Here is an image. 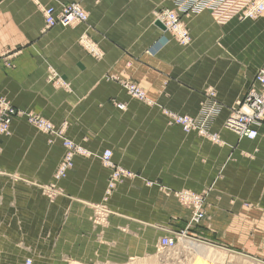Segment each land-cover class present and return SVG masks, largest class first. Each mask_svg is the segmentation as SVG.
Listing matches in <instances>:
<instances>
[{
  "label": "crops",
  "instance_id": "0c3cea01",
  "mask_svg": "<svg viewBox=\"0 0 264 264\" xmlns=\"http://www.w3.org/2000/svg\"><path fill=\"white\" fill-rule=\"evenodd\" d=\"M69 1L87 22L44 29L41 9ZM251 1L184 16L191 42L181 46L155 23L176 0H0V97L65 122L66 135L91 152L55 179L65 147L13 118L11 134L0 136V264H78L115 246L123 257L146 256L166 230L186 227L189 211L167 194L181 189H208L206 218L188 230L199 260L264 264V116L252 139L223 127L264 65V14L240 17ZM118 80L180 114L197 113L213 91L222 109L211 130L225 144L168 125ZM107 149L135 176L102 202L109 171L99 155Z\"/></svg>",
  "mask_w": 264,
  "mask_h": 264
},
{
  "label": "bare ground",
  "instance_id": "6f19581e",
  "mask_svg": "<svg viewBox=\"0 0 264 264\" xmlns=\"http://www.w3.org/2000/svg\"><path fill=\"white\" fill-rule=\"evenodd\" d=\"M224 1L225 0H176L175 10L161 9L156 12L155 17H158L163 22L164 26L175 35L177 40L187 42L189 38L188 31L182 26L180 16L185 13L214 9ZM57 8L58 9L55 10L53 6H48L41 9L45 28H49L56 24L66 26L77 22H86L87 14L77 2L73 1L67 5L63 3ZM262 14H264V0H252L243 10L241 18L253 19ZM160 27L163 28L162 25ZM262 68H264V65L259 67L254 75V81L257 86H250L247 89L243 98L239 101L237 106L233 108L224 122L225 128L235 132L239 137H247L250 139L254 138L256 136V130L253 126L258 124L264 116V92H262L261 85V82L264 81V71L261 72ZM124 87L131 97L145 100L150 103L144 92L138 86L126 84ZM118 107L123 108L124 105L118 104ZM167 111L170 116V120L181 126L184 130L190 131L194 128H198L199 132L203 134V136H209L210 133L207 131L206 126L203 123L204 120L199 122L187 115L180 116L169 110ZM14 116L25 117L30 125L42 133L53 136L58 135L57 130L51 121L41 116L29 113L28 111L15 109L12 105H9L7 102L2 100H0V135H6L9 133L10 124ZM67 146L69 152L58 165L55 175L57 179L65 175L68 169L73 165L72 156L74 153L84 154L85 152L81 147H76L72 143H68ZM111 154V151L107 149L102 152L100 157L102 165L110 170V175L107 180L108 191H111L120 179L123 180L124 178L131 176V172L125 167L118 166L119 164H114L111 159ZM49 190H51L50 195L57 193L53 189ZM108 193L109 192H107V194ZM175 196L184 206L190 209L191 215L189 224H199L204 217V199L200 196V194L194 193V191L192 192L181 189V191L175 192ZM186 232V230L181 231V233L167 231L159 240L160 248H174L177 245L178 238L180 236L184 238L187 237ZM163 238L167 240L166 245L162 243ZM184 238L182 239L184 246L193 247V243L188 240L189 238ZM27 262L30 263V260L28 259Z\"/></svg>",
  "mask_w": 264,
  "mask_h": 264
},
{
  "label": "rangeland",
  "instance_id": "374dc122",
  "mask_svg": "<svg viewBox=\"0 0 264 264\" xmlns=\"http://www.w3.org/2000/svg\"><path fill=\"white\" fill-rule=\"evenodd\" d=\"M70 2H73V1H69V2H65L64 4L65 5H67L68 3H70ZM75 2V1H74ZM78 3V2H77ZM223 3V2H222ZM221 3V4H222ZM80 4V3H79ZM220 4V5H221ZM81 5V4H80ZM220 5H218L216 8H218ZM48 7V6H47ZM58 7H59V5H58ZM82 7V6H81ZM83 8V7H82ZM216 8H214V9H216ZM245 8V7H244ZM58 8H55V10H57ZM165 9V8H164ZM175 9H176V6H175ZM175 9H169V10H175ZM214 9H211V10H214ZM161 10V9H160ZM207 10V9H206ZM202 11V10H201ZM158 12V11H157ZM41 13H42V10H41ZM190 13H194V12H190ZM190 13H185V14H183V15H181L180 17V20H181V23H182V26L188 31V36H189V38H188V41L187 42H181V41H179V40H177L176 39V37H175V35L171 32V31H169L165 26H164V24H163V22L158 18V17H155V23H156V25H157V22H159L162 26H163V28H161L159 25H157V26H159L162 30H164L165 32H169V35H170V37L172 38V39H174L179 45H181V46H186V45H188V44H190V42H191V36H190V33H189V30H188V28H187V26H186V24H185V22L183 21V17L184 16H186V15H188V14H190ZM242 15V14H241ZM241 15H240V17H241ZM42 16H43V14H42ZM243 19V18H242ZM246 19V18H245ZM249 19H251V18H249ZM254 19V18H253ZM43 22H44V19H43ZM86 22H87V18H86ZM86 22H83V23H79V22H77V23H73V24H69V25H66V26H63V25H59V24H56V25H54V26H51V27H49V28H45V26L43 27L44 29H50V28H52V27H55V26H62V27H68V26H71V25H74V24H85ZM165 41L164 42H166L167 41V39H165V38H163ZM80 43H82L83 44V46L84 45H86V48L89 50V52L90 53H93V54H96L97 55V53H98V51L97 50H95L94 49V46H93V44L92 43H90L89 42V40H84V39H82L81 41H80ZM162 44V43H161ZM8 65V64H7ZM118 82H119V84L123 87V89L125 90V92L127 93V91H126V89H125V85L126 84H133V85H136V86H138L143 92H144V94H145V96H146V98H147V100H149L150 101V103H148L147 101H145V100H140V99H136V98H134V97H131L128 93H127V95H129L132 99H136V100H138V101H140V102H142V103H144V104H146V105H148V106H151V107H153V106H157L158 107V109H159V111H160V113L165 117V119H166V121H167V124L168 125H172V126H174V125H176V126H179V125H177L176 123H173L171 120H170V116L168 115V111L167 110H169V111H171V112H174L175 114H177V115H180V116H188V117H190V118H192V119H196L197 121H199V122H201V121H203V123L205 124V126H206V129H207V131L210 133L209 134V136H206L205 137V135L203 136V134H201L200 132H199V129L198 128H194V129H192V130H190V131H186V130H184L181 126H179L181 129H182V131H184L185 133H190V132H193V133H195L196 135H198L199 137H201L202 139H204V140H206V141H208V142H210V143H213V144H216V145H220V146H223L224 144H225V142L220 138V136L218 135V133H216V132H213L212 130H211V123H212V121L214 120V118L220 113V111H221V109H222V105H221V103H220V101L214 96V92L213 91H208L207 93H206V95H205V97H204V99L199 103V109H198V111H197V113H195L194 115H190V114H180V113H177V112H175V111H173V110H170V109H168L167 107H164V106H162V105H160V104H158V103H156L155 101H153L151 98H149L148 96H147V93H146V91L141 87V86H139L138 84H136V83H133V82H129V81H124V82H121V81H119L118 80ZM0 100H2V101H4V102H7L9 105H12L15 109H20V108H17V107H15L8 99H6V98H2V97H0ZM239 103V102H238ZM237 103V104H238ZM118 104H123L124 106H125V104L124 103H119V102H117V103H115V105H116V107H118ZM237 106V105H236ZM235 107V106H234ZM234 107H232V108H230V110H229V112H228V114H227V116L225 117V119H224V121H223V127L225 128V126H224V122H225V120L227 119V117H228V115L230 114V112L233 110V108ZM119 108V107H118ZM124 108V107H123ZM123 108H119V109H123ZM20 110H23V111H26V110H24V109H20ZM29 113H32V114H35V113H33V112H31V111H28ZM35 115H38V114H35ZM38 116H40V115H38ZM14 117H21V116H14ZM13 117V118H14ZM42 117V116H41ZM22 118H24L25 120H26V118L25 117H22ZM43 118H45V117H43ZM45 119H47V118H45ZM13 120V119H12ZM48 120V119H47ZM27 121V120H26ZM50 121V120H49ZM12 122V121H11ZM28 122V121H27ZM52 122V121H51ZM53 123V122H52ZM202 123V124H203ZM197 124V123H196ZM53 125H54V127L56 128V130H57V133H58V135H56V136H53V135H49V134H46V135H48L49 136V138H51L52 137V139L53 140H55V139H57V140H59L61 143H62V145L65 147V149H66V151H65V153H64V155H63V157H62V159H61V161L63 160V158L65 157V155L69 152L68 150V143H72L74 146H76V147H81L85 152H84V154H80V153H74L73 154V156H72V159L74 158V156L75 155H88V154H90L91 152L88 150V149H86L85 147H83L82 145H80L79 143H76L75 141H73L72 139H70L67 135H66V123L65 122H63V123H61L60 125H55L54 123H53ZM198 125V124H197ZM10 126H11V124H10ZM32 126V125H31ZM256 126V124L253 126V127H255ZM33 127V126H32ZM255 129V128H254ZM38 131V130H37ZM40 132V131H39ZM42 133V132H41ZM235 133V132H234ZM11 134V127H10V129H9V133L8 134H6V135H0V136H9ZM43 134H45V133H43ZM236 134V133H235ZM237 135V134H236ZM238 136V135H237ZM54 137V138H53ZM52 140V141H53ZM50 143H51V139L50 140H48ZM78 145V146H77ZM102 154V153H101ZM101 154L99 155V159H100V162H101ZM60 161V162H61ZM113 161V160H112ZM59 162V163H60ZM114 162V161H113ZM101 164H102V162H101ZM114 164L115 165H118L119 163H116V162H114ZM59 165V164H58ZM73 166V165H72ZM72 166L69 168V169H71L72 168ZM118 166H121V167H123V165H121V164H119ZM105 167V166H104ZM57 168H58V166H57ZM57 168H56V171H57ZM107 168V167H106ZM68 169V170H69ZM108 169V168H107ZM56 171H55V173H54V178L55 179H57L56 177H55V175H56ZM108 171H109V175H110V170L108 169ZM67 173V172H66ZM66 173H65V175H66ZM131 174V176L130 177H132V176H135V174H133V173H130ZM65 175H63L62 177H64ZM108 175V176H109ZM61 178V177H60ZM60 178H58V179H60ZM122 180L120 179L119 180V183L121 182ZM118 183V182H117ZM116 183V184H117ZM43 189H45L47 192H49V195H50V192H51V190H49V189H53L54 191H56L57 192V190L56 189H54L53 187H43ZM182 190H188V189H182ZM177 191H181V190H174V191H168V193L167 194H169L170 196H172V197H174L175 199H176V201L181 205V206H183V207H185V208H187V210L189 211V219H190V215H191V211H190V209L188 208V207H186V206H184L183 204H182V202L175 196V192H177ZM189 191H191V190H189ZM107 192H108V185H107V190H106V192H105V194H104V196H103V199H102V202H104V201H106V199H107ZM193 192V191H192ZM194 193H197V194H200V196L204 199V217H203V219H202V221H204V219L206 218V199H207V196H208V189H206V190H202V191H200V192H195L194 191ZM58 194V192L56 193V194H51L50 195V197H54V196H56ZM102 211H103V209H101ZM202 221L199 223V224H189V220L187 221V224H186V227L184 228V229H182V230H179V231H171V232H176V233H181V231H187L186 233H187V237H179L178 238V243H177V245L174 247V248H171V249H162V248H160V246H159V240L156 242V245H155V251L152 253V252H149L146 256H143V257H123L122 255H121V253L119 252V253H117V251H118V249H120V247H118V246H115V253H114V251H111V250H109V252H100L98 255H96L95 257H92V258H90V259H88V260H86V261H84V263L83 262H79L78 264H206L205 262L206 261H204V260H199V257L196 255V253H193L192 251H190L189 249H188V247H185V246H182V245H184L183 243H182V239L184 238V239H187L188 237H192V238H196L195 236H192L190 233H188V230L190 231L192 228H196V227H198L201 223H202ZM169 231V230H168ZM167 232V230L165 231V233ZM161 238V237H160ZM188 240H191V239H188ZM181 242V243H180ZM218 246L219 247H222V246H220L219 244H218ZM211 254V253H210ZM209 254V255H210ZM195 256V257H194ZM197 256V257H196ZM223 256V255H222ZM202 257V256H201ZM203 259V258H202ZM30 260V259H29ZM224 260V259H223ZM28 259L26 260V264H29L28 262ZM200 261V263H198ZM201 261H204V262H201ZM208 264H211V263H209V262H207ZM248 262H246V263H243V264H247ZM38 264H64V262L63 261H59V259H57V258H55V259H50V260H48V261H46V262H39ZM67 264H75V263H71V262H67ZM248 264H255V263H248Z\"/></svg>",
  "mask_w": 264,
  "mask_h": 264
},
{
  "label": "built area",
  "instance_id": "2783aa9c",
  "mask_svg": "<svg viewBox=\"0 0 264 264\" xmlns=\"http://www.w3.org/2000/svg\"><path fill=\"white\" fill-rule=\"evenodd\" d=\"M264 71V68H262V71L261 72H263ZM261 85H262V92H264V81L263 82H261ZM105 156V155H104ZM162 243L164 244V245H166L167 244V240L165 239V238H163L162 239Z\"/></svg>",
  "mask_w": 264,
  "mask_h": 264
},
{
  "label": "water",
  "instance_id": "95a60500",
  "mask_svg": "<svg viewBox=\"0 0 264 264\" xmlns=\"http://www.w3.org/2000/svg\"><path fill=\"white\" fill-rule=\"evenodd\" d=\"M157 25L161 26L159 23H157Z\"/></svg>",
  "mask_w": 264,
  "mask_h": 264
}]
</instances>
